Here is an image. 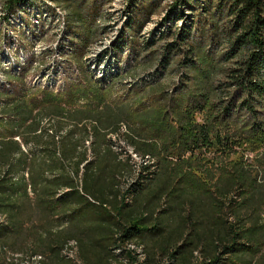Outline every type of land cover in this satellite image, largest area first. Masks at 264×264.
Here are the masks:
<instances>
[{"label": "trees", "instance_id": "trees-1", "mask_svg": "<svg viewBox=\"0 0 264 264\" xmlns=\"http://www.w3.org/2000/svg\"><path fill=\"white\" fill-rule=\"evenodd\" d=\"M163 2L123 1L127 23L109 51L128 60L96 75L87 61L108 32L106 0H0L7 25L60 9L56 52L68 64L63 95L30 100L27 65L3 71L0 39V264H76L63 255L69 241L83 264H264V0H173L167 13L183 25L143 39ZM13 32L27 48L46 30ZM115 92L124 99L110 100ZM121 138L140 165L120 159ZM130 242L144 247L143 263Z\"/></svg>", "mask_w": 264, "mask_h": 264}, {"label": "rangeland", "instance_id": "rangeland-1", "mask_svg": "<svg viewBox=\"0 0 264 264\" xmlns=\"http://www.w3.org/2000/svg\"><path fill=\"white\" fill-rule=\"evenodd\" d=\"M123 1L124 0H106L105 12L108 13L107 14L109 15L108 20L111 21L106 23L108 24L109 27L108 32L105 34L104 42L93 48V52L95 54L90 56L91 58H89V60L87 61V64L90 65L91 70L97 72L96 75L102 74V71H107L109 68H113V66L117 67L118 65H121L118 63L119 59L122 62V64L128 60L127 52L122 53L123 49L121 48L116 49L115 53L112 54H110L109 51V49L113 47V44L117 43L121 39L122 36L121 29H123L124 28L123 26L127 23L126 19L123 17V14L121 13L122 12L121 9H123L122 6ZM170 1L173 0H167V2H163L161 7L158 9V12L153 17L147 18L146 24L139 31L143 39H152L153 37L151 36V34L155 31L164 32L167 31L168 27L175 26L177 28H180L183 25V21L181 20L177 21V19L181 17L180 14L174 13L173 15H170L169 13H167V8H168L167 6ZM31 12L32 15L30 17V21H26L21 18L22 20L17 19L18 21L15 20L11 21L10 25H7L3 20L5 15L4 12L2 11V5H0V34L2 37V31H3L2 29L4 28L7 37H9L6 38L5 35V37L3 36L1 38L2 39L1 48L3 50L2 69L3 71H8V72L13 71V73L15 74H20L22 73V68L27 65V67H25L27 69L25 70L24 75H27V73L29 72L30 74H28L29 76L28 75L26 76L24 84L26 85L27 88L35 91L33 92V94H30V100L31 97H33L32 99H35L37 101H42L43 100L42 92L52 93L55 96L63 95L65 93L63 91H66L67 85L65 84L64 81L63 70H64V66H68V64L62 62L61 56H59V54L56 52L59 46V41H58L59 37H57V35L59 34L58 32L60 31V29L58 28V25L61 27V24L58 21H56L57 19L54 18L53 15L46 14V12L42 10V8H40L39 11L38 9L30 10L29 15L31 14ZM135 14L138 18L144 17L143 12L141 10L137 11ZM165 15L167 18L168 15H170L169 16L170 20H167L165 22V18H166ZM186 18L187 16H184L185 19L184 21L187 20ZM14 29H16L18 32L24 30V34H26L27 36H30L32 32L42 33L43 30H46V33L42 37L43 39L42 42L37 43L35 41L34 42L32 41V44H30L27 48H24L23 45L21 46L16 45L15 38L13 36ZM134 30L137 31L136 24L134 26ZM124 38L125 37L123 36V41H126ZM3 41L5 42L3 43ZM14 53L18 55L17 57H19L18 61L20 65L18 64L15 66L13 65L14 63L13 59L16 57ZM41 53H44V55L40 56L39 60H37L36 62L35 60L31 62V57H33L34 55H37L39 57ZM95 57L102 60V63L96 67H95V63H96ZM18 67H20V69H18ZM1 74L2 73H0V81H4L3 76ZM46 76H49V78L45 79ZM52 78L54 80L53 85L50 82H48V80ZM95 78H97V76H95ZM175 80H176V76L174 77L168 76L167 79L163 80L164 83L163 85L165 86V88L171 89L172 86L175 84ZM123 96H124L123 94L115 92L110 96V100L116 101L117 99H124ZM84 104H86L85 99L79 100L77 102L78 106H83ZM46 125L48 126L49 124L46 123ZM126 130L128 131L127 127L122 126V131L126 132ZM2 133H3V129L0 128V134ZM116 144H117L116 153L119 155L121 160H126L128 157H132L133 163L140 165V163L142 162V158L136 154V152L133 150L132 147L128 146L124 138L116 139ZM23 148L25 149L26 152L30 151V148L28 147L23 146ZM133 155H137V157L133 158ZM253 157H254L253 155L245 154L244 160L245 162L248 160L247 162L252 163ZM124 203L127 204L126 201H124ZM167 263L168 262L164 261L163 258L161 261L160 258V264H167Z\"/></svg>", "mask_w": 264, "mask_h": 264}, {"label": "bare ground", "instance_id": "bare-ground-1", "mask_svg": "<svg viewBox=\"0 0 264 264\" xmlns=\"http://www.w3.org/2000/svg\"><path fill=\"white\" fill-rule=\"evenodd\" d=\"M52 4V3H51ZM50 5V4H49ZM3 11V10H2ZM59 12V13H58ZM55 13H56V19H58L57 21L61 24V27L60 28H62L63 29V24H62V22L64 21V13H62L59 9H55ZM53 14V13H52ZM15 16H18V17H15ZM14 16V14H13V16H12V21H18L17 19H20V17H19V15H15ZM11 21V20H10ZM59 26V25H58ZM13 34H14V32H13ZM14 36V35H13ZM14 38H15V36H14ZM16 39V38H15ZM16 45H18L19 46V44H17L16 43ZM13 61H14V63H13V65L15 66V65H20V63H19V61H16V58H14L13 59ZM18 69H20V67H18ZM20 71V70H19ZM18 71V72H19ZM54 72V71H53ZM49 78V76H46V78L45 79H48ZM48 82H50L52 85L54 84V80H53V78L52 79H49L48 80ZM7 85V86H6ZM2 86H5L7 89L9 88L8 87V84H6L5 83V81H0V87H2ZM48 86V85H47ZM137 157V155H133V158H136ZM131 159H132V157H131ZM151 159V158H150ZM150 159H149V157H146L145 159H144V161H146V162H149L150 161ZM132 161H133V159H132ZM143 161V160H142ZM153 162V161H152ZM145 163V162H144ZM150 164V163H149ZM1 222H3V219L0 217V223ZM77 243L75 242V241H69L67 244H66V246H65V248H64V250H62L63 251V255L66 257V258H68V260L70 259V260H73L76 264H83L82 262H80L79 260H78V256H77ZM125 250H127L128 252H130L135 258L134 259H136L137 260V262L138 263H143L144 261H145V259H146V252H145V249H144V247L142 246V245H139V244H135V243H132V242H130V243H127L126 244V246H125ZM124 252V251H123ZM116 253L117 254H121L122 253V250H117L116 251ZM127 256V255H126ZM41 261H42V257H40V256H37V257H35V258H33V260H32V262L31 261H29V262H31V263H29V264H41ZM72 261V262H73ZM128 261V260H127ZM126 261V262H127ZM73 262V263H74Z\"/></svg>", "mask_w": 264, "mask_h": 264}, {"label": "crops", "instance_id": "crops-1", "mask_svg": "<svg viewBox=\"0 0 264 264\" xmlns=\"http://www.w3.org/2000/svg\"><path fill=\"white\" fill-rule=\"evenodd\" d=\"M0 39H1V36H0ZM65 109H67V108H65ZM61 122L63 124L65 123L64 120H61ZM65 125H66V129H65L66 131L71 129V125H69V124H65ZM54 174L57 175V176H61V177H68V176L70 177L71 176V174H70V172L68 170H57ZM54 174H47L46 175V180L49 181L51 179H54L55 178L54 177ZM21 176L22 177L24 176L25 179L28 180V174L27 173H25V172L24 173H21ZM18 178H16V179H18ZM70 191H71L70 189L64 188V189H62L61 193H67V192L70 193ZM30 195H31V197H33V193H30ZM107 200H114V201H116V203L114 205H108V206H113V207H118V208L120 207V204L118 202V197L117 198H111L110 197ZM127 209H129V208H127Z\"/></svg>", "mask_w": 264, "mask_h": 264}]
</instances>
